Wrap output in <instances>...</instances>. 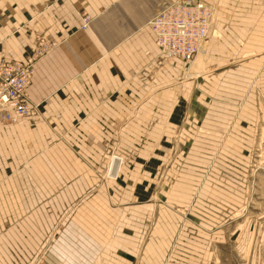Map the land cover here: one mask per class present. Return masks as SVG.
Segmentation results:
<instances>
[{"label":"crops","instance_id":"obj_1","mask_svg":"<svg viewBox=\"0 0 264 264\" xmlns=\"http://www.w3.org/2000/svg\"><path fill=\"white\" fill-rule=\"evenodd\" d=\"M167 1L0 0V59L56 42L0 125V264H264V0H204L187 62L148 25Z\"/></svg>","mask_w":264,"mask_h":264},{"label":"built area","instance_id":"obj_2","mask_svg":"<svg viewBox=\"0 0 264 264\" xmlns=\"http://www.w3.org/2000/svg\"><path fill=\"white\" fill-rule=\"evenodd\" d=\"M214 6L204 0H169L148 21L164 60L189 61L201 51L209 37ZM82 15L81 27L89 22ZM56 44L39 38L30 56L23 60L0 59V125L37 113V104L27 95L34 61Z\"/></svg>","mask_w":264,"mask_h":264},{"label":"rangeland","instance_id":"obj_3","mask_svg":"<svg viewBox=\"0 0 264 264\" xmlns=\"http://www.w3.org/2000/svg\"><path fill=\"white\" fill-rule=\"evenodd\" d=\"M214 14V12H213ZM213 17V16H212ZM213 21V18H212ZM211 29V27H210ZM210 34V31H209ZM207 42L204 43V45L202 46L201 51H199L198 53L204 51V49L206 48ZM262 140H264V135L261 136V139L259 140L260 142H258V147H257V151H256V156L253 162V169H254V175H255V180H257L259 182V195H264V141L262 142ZM123 157L117 154H113L112 158L110 159L109 162V167L107 172H103V177H107V176H115V170L118 167V165H120V163L122 162ZM222 247V264H237V259L235 258V254L232 248V243H224L221 244Z\"/></svg>","mask_w":264,"mask_h":264},{"label":"bare ground","instance_id":"obj_4","mask_svg":"<svg viewBox=\"0 0 264 264\" xmlns=\"http://www.w3.org/2000/svg\"><path fill=\"white\" fill-rule=\"evenodd\" d=\"M213 12H214V10H213ZM211 24H212V22H211ZM211 27V26H210Z\"/></svg>","mask_w":264,"mask_h":264}]
</instances>
